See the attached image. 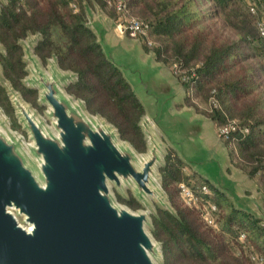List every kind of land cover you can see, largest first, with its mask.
Listing matches in <instances>:
<instances>
[{
  "label": "trees",
  "instance_id": "1",
  "mask_svg": "<svg viewBox=\"0 0 264 264\" xmlns=\"http://www.w3.org/2000/svg\"><path fill=\"white\" fill-rule=\"evenodd\" d=\"M90 0H5L0 5V66L3 77L30 103L37 91L24 85L27 72L19 41L39 34L34 52L46 63L56 57L63 70L77 74L67 91L85 102L87 110L113 124L137 151L146 150L139 126L144 109L121 71L105 56L87 25L83 2ZM105 7L106 0H95ZM130 13L148 26L156 59L170 67L181 83L184 103L210 118L215 128L236 121L224 141L231 163L264 187V39L255 15L237 0H125ZM264 15V0H250ZM116 14L113 6H111ZM117 16V15H116ZM144 44V43H143ZM144 48L148 50L144 44ZM199 101L205 105L202 109ZM0 105L11 113L4 87ZM246 128L247 131L243 129ZM177 154L168 149L161 167L162 186L174 213L157 208L152 234L162 243V264H256L251 251L264 256L260 217L235 208L211 187L201 195ZM192 186L204 201L217 206L216 227L201 210L186 205L179 185ZM137 208L133 197L123 200ZM245 239H240V234Z\"/></svg>",
  "mask_w": 264,
  "mask_h": 264
},
{
  "label": "water",
  "instance_id": "2",
  "mask_svg": "<svg viewBox=\"0 0 264 264\" xmlns=\"http://www.w3.org/2000/svg\"><path fill=\"white\" fill-rule=\"evenodd\" d=\"M87 25L144 109L139 126L146 150L139 153L127 140L119 142L113 124L89 113L82 99L68 93L76 73L61 69L54 56L47 59L48 70L44 68L34 52L39 34L20 40L30 74L23 83L40 90L50 125L22 102L8 82L29 142L6 129L0 119V264H162V243L148 230L153 229L150 213L156 214L151 201L174 213L159 173L168 152L159 136V110L156 107L153 115L146 110L120 66L105 53L103 41L126 36L117 32L115 22L109 26L101 16H92ZM150 52L151 67H164ZM162 80L161 90L173 92L168 101L192 113V120L199 123L194 132L201 134L211 119L184 103L183 88ZM170 148L183 162V154ZM112 187L121 195L125 188L132 189L146 210L118 204ZM215 188L235 208L256 213L253 205L258 197L244 195L247 177L230 176L227 184Z\"/></svg>",
  "mask_w": 264,
  "mask_h": 264
},
{
  "label": "rangeland",
  "instance_id": "3",
  "mask_svg": "<svg viewBox=\"0 0 264 264\" xmlns=\"http://www.w3.org/2000/svg\"><path fill=\"white\" fill-rule=\"evenodd\" d=\"M237 1L247 11V6L250 0ZM3 2H5V0H0V5ZM83 5L85 7L87 21L88 18L92 16H101L102 19L108 21L109 26L113 25V22H115L116 14L110 5L106 4L105 7H103L95 0L83 2ZM31 36H34V34H31ZM103 49L105 53L112 56L114 61L120 66L127 80L135 88L138 96L145 105L146 110L153 115L156 107H158L159 117L154 118H156V121L161 129L159 136L168 149H171L170 147H172L179 154H183V162H181L201 180L207 182L210 188L213 187L221 194L222 192L219 189H216L215 186L227 184L228 177L233 175H235V177H247V186L249 189L248 193L258 197L254 201L253 205L256 213L252 215L256 217L262 216L264 214V187L260 180L258 178L251 179L246 173L242 172L231 163L229 146L224 140L219 138L212 121H208L206 123V127L203 128V132L201 134L195 133L194 127L199 123L192 120V113L184 111L181 104H175L168 101L171 100V97L167 95L169 94L170 96H173V92L168 91L167 93L161 90L160 83L163 81L162 78L167 80V82L171 81L172 86L175 85L183 88L172 69H170L167 65H164V67L161 66L160 68H152V52H150V50H146L144 48V44L136 42L128 36H125L122 40L118 39L116 42L114 40H110V42L106 40L103 41ZM2 50L3 48L0 44V52ZM42 64L44 68L48 70V62L46 61V63ZM29 76L30 74L27 73L25 77ZM0 85L4 87L11 106V113H9L4 106L0 105V119L5 124L6 129L21 135L25 142H29L28 133L23 129V124L21 123L18 111L12 103L11 99L13 94L11 86L3 77L1 66ZM25 86L31 88L29 84ZM35 90L37 91L36 104L30 103L18 90L16 91L18 92L17 95L20 97L22 102L39 117L43 118L48 125H50V121L45 115L47 106L42 104L39 100L40 90ZM164 97L166 98L165 100L163 99ZM167 97L169 98L167 99ZM199 106L202 109L205 107L201 101H199ZM123 141L124 139L120 138L119 142ZM160 177L162 186L161 173ZM112 190L115 196V201L118 204L126 206L133 211L146 210V207L139 204L134 198L132 189L125 188V192L122 195L119 194L114 187H112ZM130 197H133L138 203L137 208H132L123 201L130 199ZM151 205L156 211L158 208L157 204L154 201H151ZM150 216L152 219L153 214L150 213ZM148 230L152 232L150 228H148Z\"/></svg>",
  "mask_w": 264,
  "mask_h": 264
},
{
  "label": "built area",
  "instance_id": "4",
  "mask_svg": "<svg viewBox=\"0 0 264 264\" xmlns=\"http://www.w3.org/2000/svg\"><path fill=\"white\" fill-rule=\"evenodd\" d=\"M107 4L113 6L116 11L115 25L116 30L120 34H124L132 39H138L141 43L145 44L148 50H152L154 41L148 36V26L139 18L133 16L126 4L125 0H106ZM248 10L251 14L255 15V25L260 34L264 39V15L258 14L257 8L252 4L248 3ZM174 72V71H173ZM237 127L236 121H231L225 125H222L216 129V133L220 139L225 140L229 137L230 133ZM247 131L246 128L243 129ZM183 170L191 174V171L185 166ZM197 190L201 195L211 196L212 191L207 183H197ZM191 185L181 182L179 185V193L182 201L189 206L198 207L201 212L203 219L206 223L212 227H216V215L217 206L210 200L204 201L203 198L198 194ZM259 226L264 231V214L260 216ZM240 239H245L243 233L240 234ZM249 257L256 264H264V256L260 253L251 251Z\"/></svg>",
  "mask_w": 264,
  "mask_h": 264
},
{
  "label": "crops",
  "instance_id": "5",
  "mask_svg": "<svg viewBox=\"0 0 264 264\" xmlns=\"http://www.w3.org/2000/svg\"><path fill=\"white\" fill-rule=\"evenodd\" d=\"M197 114H201V113H198V112H196ZM216 129V128H215ZM248 183V182H247ZM248 191H249V189H245L244 190V195H246V196H248V197H250L251 195H253V194H249L248 193Z\"/></svg>",
  "mask_w": 264,
  "mask_h": 264
}]
</instances>
